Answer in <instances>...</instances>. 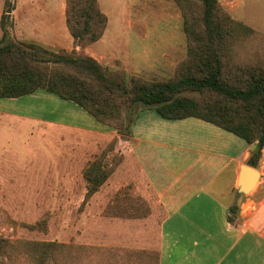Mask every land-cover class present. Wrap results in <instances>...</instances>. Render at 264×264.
Instances as JSON below:
<instances>
[{"label":"rangeland","instance_id":"rangeland-1","mask_svg":"<svg viewBox=\"0 0 264 264\" xmlns=\"http://www.w3.org/2000/svg\"><path fill=\"white\" fill-rule=\"evenodd\" d=\"M191 1L198 6L184 12L174 0H103L109 24L90 53L109 73L123 72L148 83L175 78L189 54L184 27L192 22L193 13L201 14V0ZM217 1L236 24L226 23L233 28L223 45L228 73L238 77L240 67L264 68V0ZM7 17L4 14L0 21L4 45L13 40L4 29ZM201 26L200 20L195 27ZM29 44L48 50L43 58L62 52ZM62 66L91 78L75 65ZM181 95L206 97L197 92ZM148 110L141 104L125 109L120 129L103 130L109 135L36 121L16 124L12 129L16 136L29 135V142L26 154L17 144L16 149L11 147L13 156H0V264H157L161 210L149 206L133 184L120 183L125 162L121 140L131 137L137 115L159 118L153 110L145 115ZM156 129L162 134L171 131ZM102 154L113 173L85 204L84 171ZM129 172L142 178L136 166ZM32 242L56 247L47 250V256H38Z\"/></svg>","mask_w":264,"mask_h":264},{"label":"crops","instance_id":"crops-1","mask_svg":"<svg viewBox=\"0 0 264 264\" xmlns=\"http://www.w3.org/2000/svg\"><path fill=\"white\" fill-rule=\"evenodd\" d=\"M97 1L107 16L103 0ZM65 12L66 0H0V21L8 16L4 29L12 41L71 52L75 42ZM105 33L85 50L99 63L90 50ZM158 117L137 115L131 137L122 139L120 148L125 159L121 186L133 184L149 206L161 210L157 263L264 264V176L259 172L248 193L239 188L241 166H248L255 144L196 118ZM29 121L91 132L109 129L75 103L42 89L20 98H0V156H13L17 144L25 153L29 135L16 136L12 129ZM156 128L171 131L162 134ZM135 166L142 178L129 172Z\"/></svg>","mask_w":264,"mask_h":264},{"label":"trees","instance_id":"trees-1","mask_svg":"<svg viewBox=\"0 0 264 264\" xmlns=\"http://www.w3.org/2000/svg\"><path fill=\"white\" fill-rule=\"evenodd\" d=\"M174 1L184 12L198 6L191 0ZM200 12L193 13L192 22L184 27L189 54L179 64L176 77L148 83L123 72L109 73L86 53L85 49L103 36L107 16L97 0H66V25L77 48L43 58L42 53L48 52L43 47L15 41L4 45L0 40V98H20L42 89L75 103L97 122L117 130L124 124L123 111L134 104L153 110L165 120L196 118L248 145L255 144L248 166L258 167L264 148V68L240 67L238 77L229 74L222 58L224 37L233 31L229 25L236 24L217 0H201ZM200 20L202 26L195 27ZM62 64L82 68L91 78L79 76ZM185 92L206 97L181 95ZM104 156L84 171L85 204L113 173V168L104 164ZM30 244L38 256L44 257L47 250L56 247L54 243Z\"/></svg>","mask_w":264,"mask_h":264},{"label":"water","instance_id":"water-1","mask_svg":"<svg viewBox=\"0 0 264 264\" xmlns=\"http://www.w3.org/2000/svg\"><path fill=\"white\" fill-rule=\"evenodd\" d=\"M250 176V177H249ZM260 177L258 167L241 166V178L239 180V188L242 192L248 193L254 186L257 178Z\"/></svg>","mask_w":264,"mask_h":264},{"label":"built area","instance_id":"built-area-1","mask_svg":"<svg viewBox=\"0 0 264 264\" xmlns=\"http://www.w3.org/2000/svg\"><path fill=\"white\" fill-rule=\"evenodd\" d=\"M258 171L264 176V148L261 150V157L259 160Z\"/></svg>","mask_w":264,"mask_h":264}]
</instances>
